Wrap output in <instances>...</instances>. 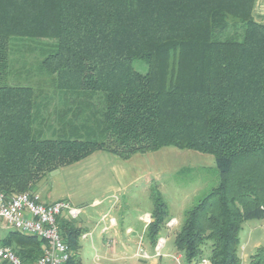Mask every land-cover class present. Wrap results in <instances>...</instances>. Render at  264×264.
<instances>
[{
    "label": "trees",
    "instance_id": "trees-1",
    "mask_svg": "<svg viewBox=\"0 0 264 264\" xmlns=\"http://www.w3.org/2000/svg\"><path fill=\"white\" fill-rule=\"evenodd\" d=\"M254 4L0 0V191L33 193L48 173L98 150L123 159L165 146L211 154L219 183L185 211L174 244L188 262L241 264L244 223L264 220V23ZM37 39L55 41L43 42L37 68L50 92L10 82L23 73L12 69L15 41ZM152 199L146 231L155 245L171 217L160 192ZM73 219L59 217V228L67 264H82L84 230ZM0 245L36 264L46 243L10 230ZM249 264H264V245Z\"/></svg>",
    "mask_w": 264,
    "mask_h": 264
},
{
    "label": "rangeland",
    "instance_id": "rangeland-1",
    "mask_svg": "<svg viewBox=\"0 0 264 264\" xmlns=\"http://www.w3.org/2000/svg\"><path fill=\"white\" fill-rule=\"evenodd\" d=\"M15 42L19 45L16 48L18 50L12 55L14 59L12 69L23 73L20 77H11L10 82L40 86L50 92L51 78L37 72V68L44 57L41 48L46 46L43 42L53 44L55 41L37 39ZM23 45L31 46L32 51H27ZM141 66V62H135L137 69H141ZM23 70L32 71V76L27 78ZM218 183L219 172L213 155L192 149L165 146L146 153H136L128 159L104 150L95 151L79 162L48 173L38 182V187H34L33 194H38L39 189L44 197L51 199L71 191L74 194L72 200L74 205H81L88 212L94 210L91 203L95 196L100 199L109 197L105 203L117 197L121 199V205L119 213L115 216L118 227L125 230L128 225L138 227L140 214L145 209H153L152 193L160 192L168 204L170 217H177L176 225L171 229L163 227L160 231V236L167 239L162 253H167L164 256L167 264H186L183 253L175 251V232L184 219L185 211ZM90 188L92 190L84 193V189ZM7 233L8 230L0 229V244ZM240 238L245 239L249 250L254 253L256 248L253 249L252 246L256 241L264 245V220H249L244 223ZM243 251L242 248L239 249L240 257ZM208 254L207 251L206 256Z\"/></svg>",
    "mask_w": 264,
    "mask_h": 264
},
{
    "label": "crops",
    "instance_id": "crops-1",
    "mask_svg": "<svg viewBox=\"0 0 264 264\" xmlns=\"http://www.w3.org/2000/svg\"><path fill=\"white\" fill-rule=\"evenodd\" d=\"M253 17L256 21L264 23V0H255ZM90 190H92V188L84 189V193ZM38 194L42 197V200L47 203L67 200L74 207L82 209V213L76 218L77 225L84 230L80 239L82 264H167V259L164 258L167 253L155 256L156 244L153 245L147 236L146 230L148 224L145 223L144 217L145 215L151 216L152 209H145V211L140 214V223L138 227L128 225L124 230L118 227V220L115 216V214L119 213L118 210L121 205V199L117 197L105 203L106 198L109 197L100 199L95 196L91 203V207H93L94 210L88 212V210H85V207L74 205L72 201L74 194L71 191L51 199L44 197L39 189ZM111 218L115 219L116 225L110 224ZM172 218L177 219L175 216L171 217V219ZM99 227L101 228L97 233ZM244 240L241 239L240 245V248L244 250L241 252V264H249L250 256L253 253H251L249 246ZM260 246H262L260 245V241H256L252 247L253 249H257ZM141 250L150 257L146 258L142 256ZM175 251L178 252L177 249ZM93 252L94 255H92ZM183 260L186 264H200V261L197 260L188 262L185 257Z\"/></svg>",
    "mask_w": 264,
    "mask_h": 264
},
{
    "label": "built area",
    "instance_id": "built-area-1",
    "mask_svg": "<svg viewBox=\"0 0 264 264\" xmlns=\"http://www.w3.org/2000/svg\"><path fill=\"white\" fill-rule=\"evenodd\" d=\"M81 208L74 207L67 200H58L47 203L39 194L23 192L15 195H5L0 191V229L14 230L22 234L35 235L45 241L44 252L36 264H67L72 252L65 242L59 228V217L67 214L71 218H78ZM150 215H145L146 224L151 222ZM110 224L116 225L115 219ZM177 219L172 218L166 227L172 228ZM167 239L160 236L155 245V256L162 254ZM142 256H150L142 251ZM179 262V259H177ZM0 264H23L21 257L9 246L0 245ZM200 264H211L208 258Z\"/></svg>",
    "mask_w": 264,
    "mask_h": 264
}]
</instances>
